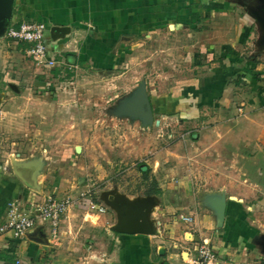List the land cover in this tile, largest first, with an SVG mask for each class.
Segmentation results:
<instances>
[{
  "label": "crops",
  "instance_id": "obj_1",
  "mask_svg": "<svg viewBox=\"0 0 264 264\" xmlns=\"http://www.w3.org/2000/svg\"><path fill=\"white\" fill-rule=\"evenodd\" d=\"M22 21L47 26L49 57L68 66L49 70L57 82L66 71L99 74L127 66L130 39L197 37L189 60L198 76L169 94L155 114L161 124L171 118L180 130L200 135L187 131L191 138L153 148L150 170L160 196L99 203L106 213L89 209L91 196L83 197L86 188L74 184L70 171L59 167L53 174L51 159L38 169L18 165L27 182L0 157V224L12 201L72 202L56 239L47 224L23 239L0 235V264H184L192 233L181 217L214 238L224 264H264V0H15L11 24ZM64 27L71 33L52 34ZM124 216L140 217L154 234L117 233Z\"/></svg>",
  "mask_w": 264,
  "mask_h": 264
},
{
  "label": "rangeland",
  "instance_id": "obj_2",
  "mask_svg": "<svg viewBox=\"0 0 264 264\" xmlns=\"http://www.w3.org/2000/svg\"><path fill=\"white\" fill-rule=\"evenodd\" d=\"M7 32L0 36V157L5 162L31 163L38 169L42 160L48 161L53 174L59 167L70 171L74 184L86 188L83 197L119 206L122 199L149 196L155 187L152 170L147 176L141 167L153 165V148L171 147L180 136L200 135L199 129L180 130L171 118L161 124L155 114L169 94L198 76L189 60L197 37L130 39L127 66L99 74L66 71L57 82ZM143 91L152 104L153 123L137 114ZM187 131L192 133L185 135Z\"/></svg>",
  "mask_w": 264,
  "mask_h": 264
},
{
  "label": "built area",
  "instance_id": "obj_3",
  "mask_svg": "<svg viewBox=\"0 0 264 264\" xmlns=\"http://www.w3.org/2000/svg\"><path fill=\"white\" fill-rule=\"evenodd\" d=\"M47 26L36 21H22L8 28L7 38L14 43L29 45L28 55L39 67L47 70L68 67L67 64H59L54 58H50L45 42ZM72 202L49 198L42 204L22 203L12 201L8 205L4 222L0 224V235L10 234L15 239L23 237L40 224H47L53 238L56 239L61 222L68 213ZM89 208L92 211L106 213V208L98 203L90 201ZM182 222L191 227L192 239L189 241V252L184 264H224L222 257L212 248L209 238L197 230L195 221L191 217H181Z\"/></svg>",
  "mask_w": 264,
  "mask_h": 264
},
{
  "label": "water",
  "instance_id": "obj_4",
  "mask_svg": "<svg viewBox=\"0 0 264 264\" xmlns=\"http://www.w3.org/2000/svg\"><path fill=\"white\" fill-rule=\"evenodd\" d=\"M15 0H0V36L7 31L10 26V23L13 19ZM71 33L70 28H54L52 29V34H57L61 36H65ZM138 110L137 114H140L144 117L145 121L149 123L154 122V113L151 101L145 91H143L140 99L137 103ZM159 122V121H158ZM16 170V175L20 179L27 181V179L23 176V173L18 165H14ZM34 179V178H33ZM28 182V181H27ZM34 186V182L32 183ZM218 215H219V225L222 226L225 220L226 213V201L222 200L218 204ZM117 233L126 234V235H153L154 230L151 225H148L142 221L139 217L138 219H131L129 216L123 218L121 223L115 229Z\"/></svg>",
  "mask_w": 264,
  "mask_h": 264
},
{
  "label": "trees",
  "instance_id": "obj_5",
  "mask_svg": "<svg viewBox=\"0 0 264 264\" xmlns=\"http://www.w3.org/2000/svg\"><path fill=\"white\" fill-rule=\"evenodd\" d=\"M17 45H21L27 49L29 48V45H27L25 43H17ZM54 72L57 74L56 70ZM141 167H142V171H145V175L148 176V173H150V168L147 167L146 165H142ZM154 194H156V195L161 194V190L159 189L157 182L155 183V187L151 191H149V193H148V195H154Z\"/></svg>",
  "mask_w": 264,
  "mask_h": 264
}]
</instances>
